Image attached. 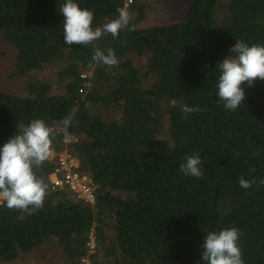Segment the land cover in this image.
Masks as SVG:
<instances>
[{
    "label": "trees",
    "instance_id": "obj_1",
    "mask_svg": "<svg viewBox=\"0 0 264 264\" xmlns=\"http://www.w3.org/2000/svg\"><path fill=\"white\" fill-rule=\"evenodd\" d=\"M127 1L74 0L94 12V28L118 8L132 12L118 38L94 42L118 57L108 67L92 61L93 45L64 42L65 0H0V35L16 51L10 76L57 70L55 82L0 91V147L43 119L57 133L54 151L75 155L97 185L95 205L53 189L54 162H45L36 170L48 185L42 208L27 214L0 202V262L47 246L65 264H204V236L236 227L245 264H264V81L244 85L236 111L217 95L218 63L236 40L264 45V0H187L183 20L149 27H139L145 1ZM194 154L202 178L180 171ZM241 176L257 183L244 189Z\"/></svg>",
    "mask_w": 264,
    "mask_h": 264
},
{
    "label": "clouds",
    "instance_id": "obj_2",
    "mask_svg": "<svg viewBox=\"0 0 264 264\" xmlns=\"http://www.w3.org/2000/svg\"><path fill=\"white\" fill-rule=\"evenodd\" d=\"M59 13L63 15L64 42L69 45H93L92 61L108 67L117 66L119 59L109 48L107 52L95 46L96 41L110 34L118 38L121 31L131 23L132 12L126 7L117 9L118 16L100 27H93L95 14L74 0H65L60 4ZM132 30H135L134 26ZM231 55L218 63L220 75L218 78V98L228 111H236L244 104L246 92L244 85L253 86L257 79L264 81V45H249L242 40H236L230 49ZM234 54V55H233ZM186 113H199V107L185 106ZM71 116L64 120L65 129L63 142L69 143L71 137L67 127L71 126ZM53 127L43 119H34L22 128L19 134H14L3 147H0V201L5 202L8 209L34 214L43 207L48 195V185L43 177L37 174L53 154V144L56 137ZM180 165V171L186 176L202 178L204 176L203 162L199 154L186 156ZM250 172H255L251 168ZM239 185L249 189L257 181L255 178H239ZM264 185V180L259 181ZM242 233L236 227L225 228L219 232H209L204 236L202 244V262L204 264H245L243 252L239 245Z\"/></svg>",
    "mask_w": 264,
    "mask_h": 264
},
{
    "label": "rangeland",
    "instance_id": "obj_3",
    "mask_svg": "<svg viewBox=\"0 0 264 264\" xmlns=\"http://www.w3.org/2000/svg\"><path fill=\"white\" fill-rule=\"evenodd\" d=\"M143 1L147 4L146 16L139 23V27L179 22L184 19L189 8L187 0ZM15 56L16 51L14 47L0 35V91L22 94L30 78L48 79L51 83L57 80V70L55 68L35 71L31 73V76L27 77H11L10 73L15 69ZM85 73L90 76L89 72ZM89 244L93 252V248L95 247L94 241L91 240ZM84 261L85 264H89L87 260ZM0 264H65V262L59 252L46 246L22 258L10 262H0Z\"/></svg>",
    "mask_w": 264,
    "mask_h": 264
},
{
    "label": "built area",
    "instance_id": "obj_4",
    "mask_svg": "<svg viewBox=\"0 0 264 264\" xmlns=\"http://www.w3.org/2000/svg\"><path fill=\"white\" fill-rule=\"evenodd\" d=\"M81 76L86 77L87 75L84 73ZM50 159L54 162L51 174V187L53 189L67 188L76 197L91 205H95L97 185L88 174L79 171L80 162L78 158L71 152L63 150L59 152L53 151ZM91 234L92 241H94L93 233Z\"/></svg>",
    "mask_w": 264,
    "mask_h": 264
}]
</instances>
